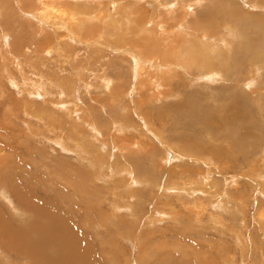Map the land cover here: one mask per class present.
I'll use <instances>...</instances> for the list:
<instances>
[{
	"label": "bare ground",
	"instance_id": "1",
	"mask_svg": "<svg viewBox=\"0 0 264 264\" xmlns=\"http://www.w3.org/2000/svg\"><path fill=\"white\" fill-rule=\"evenodd\" d=\"M60 1L0 0V56L3 58L0 59V73L9 82H15L27 94L25 98L30 99L32 93L43 96L41 98L47 97L48 100L56 98L54 103L49 101L57 107H66L65 103L71 99L69 105L75 108L82 100L79 88L84 86L88 89L90 83L82 76L76 82L67 80L66 75H63L66 60L60 63L55 59L58 63L54 62L52 68L46 65L53 57L61 59L64 54L66 59L76 60L94 53L91 60L94 62L90 69L89 66L87 68L90 75L94 72V78L98 81L95 88L105 98L98 99L89 95L92 102L90 108H83L76 117L79 119L75 118L74 111V117L72 112L71 115L68 114L67 117L70 116L72 121L69 120L70 124H66L67 126L59 124L61 126L58 128L48 122L47 118L38 119L36 116V119L43 120L49 127L53 126L51 132L55 129L53 133L58 136L48 138L50 142L68 155L76 154L80 163H86L94 170L95 179L92 182L101 180L115 185L112 193L109 190L103 195L116 194L112 204V217L128 212V215L136 217V212L140 211H137V206L132 207V202L139 205L138 199L142 201L141 196L148 189L152 190L153 194H150L156 199L157 192L170 195L185 209L189 207V203L195 204L196 207H189L187 213L190 216L197 214L195 216L201 218L208 212L223 216L226 221L233 220L234 225L241 220L245 227V214L250 208V202H256L259 205L255 216L256 226L259 230H264V203L256 196L258 193L264 201V183L261 182H264V140H260L263 141L261 143L255 140V130L259 128L262 131L256 124L257 116L263 120L264 126V78L263 81L260 80L264 70V0H150L155 4L153 10H140L137 8L138 1L142 3L143 0H132L136 6L129 10L121 7L117 9L116 2H111L104 15L99 10L101 6L97 7L99 4H95L93 8L92 4L96 0H71L75 3L73 8L68 4L62 6ZM83 2L88 3L84 8L91 6L95 12L92 16L89 10L92 15L80 20L79 10L83 9ZM169 3L172 6L168 7ZM197 7H202V10L196 12ZM120 14L122 18L116 22L115 19ZM21 16L32 18L34 23L29 22L24 28L20 27L24 25ZM171 20L175 21V25L171 24ZM93 22L97 26L92 25ZM86 24L90 25L87 27ZM115 25L117 26L114 28ZM108 29H119L118 34H129L128 38L121 40L117 33ZM81 45L84 47L80 48ZM91 45H95L97 49L89 51ZM84 52L86 54L82 55ZM112 54L126 56L128 61L127 66L131 72L127 71L126 76H121L122 82L129 74L133 77L129 96L136 95V115L127 114V110L121 108L125 105L123 99L127 89L126 92L120 89L128 85L116 84L115 78L107 75L109 60L114 56ZM33 57L38 64H29L28 61ZM37 58L40 59L39 62ZM45 66L43 73L50 85L39 72ZM57 76V81L51 82V78ZM73 76L74 74L72 78ZM75 83H79L77 90L74 89ZM218 83L220 85L215 86ZM193 87L195 90L191 92ZM173 98L176 99L174 102ZM94 102L97 105L96 113L93 111L96 108V105L93 107ZM65 109L68 111L67 107ZM156 110L158 114L155 115ZM164 111H167V118L172 121V137L164 132L170 121L163 119L166 118L162 115ZM134 116L138 118L139 125L133 120ZM156 122L160 128H157ZM244 123L255 124L253 134ZM174 139L175 149L165 147ZM250 139L253 141L248 142ZM155 141L164 145L163 155L157 153ZM3 149L6 150L5 147ZM1 152L0 150V169L5 164H1ZM173 157L180 159L185 169L175 172L168 170L166 166ZM145 160L148 162L145 163ZM224 161L225 165L231 163L238 169L243 165L250 168V176L256 180L253 184L259 187L256 189L249 184L254 194L246 193L237 199L233 197L232 189L236 193L240 190V182L233 176L236 186L234 183L232 189V185L223 180L225 185L220 184L218 179L224 178L223 174L230 168L221 165ZM141 169L145 176L138 173ZM105 170H108V174H104ZM153 173L156 174L155 178L151 176ZM161 175L167 177L164 183L159 179ZM2 196L7 198L0 185V197ZM145 203L147 200L140 206L146 205ZM169 205L170 203L162 201L155 204L149 224L154 225L174 213L166 208ZM1 206L0 204V237L4 239V247L11 251L8 256L15 257L8 264H18V256L29 264H90V260L84 259L83 250L79 246L82 242L74 239L69 232L73 229L62 222L64 214V217L60 215L58 218L54 213L43 209L34 208L30 213L29 209L11 207L19 219L24 217L22 221L26 222L30 216L28 226H23L20 230L9 220L3 219L6 214ZM222 220L221 217L219 222ZM221 224L226 226L227 222ZM242 225L238 229H243ZM227 229L226 226L225 230ZM238 232H234V237L242 244L244 241ZM75 236L77 237V233ZM143 254L142 260L145 257Z\"/></svg>",
	"mask_w": 264,
	"mask_h": 264
},
{
	"label": "rangeland",
	"instance_id": "2",
	"mask_svg": "<svg viewBox=\"0 0 264 264\" xmlns=\"http://www.w3.org/2000/svg\"><path fill=\"white\" fill-rule=\"evenodd\" d=\"M61 1V4L63 3L62 6H64V4H68L70 8L74 7L75 3L71 0ZM111 2H116L117 9L118 7H121L123 8V10H129L131 9L130 7L136 6L132 0H96V2L92 4V6L93 8H95V4H99L97 7L101 6L99 10H101V14L103 13L102 15H104ZM138 2L139 6L137 8H140V10H144L145 8L153 10V7H155V4L150 2V0H143L142 3L140 1ZM86 4L88 3L83 2L81 4V7H83V9L81 8V11L79 10L80 20L81 18L85 19V16L88 15L91 16L93 14L92 16H94L95 11L91 8V6L88 8H84V5ZM169 6L172 5L169 3L168 7ZM89 10L92 14L89 12ZM200 10H202V7H197L196 12H199ZM25 12L28 14L27 11ZM123 13L124 12L122 11L121 14L123 15ZM121 14L120 17H117V19H115L116 22L121 20ZM21 18L23 19L22 21L24 22V25H21L20 27L24 28L26 23L29 22L34 23L32 18L28 19L26 17V19L23 16H21ZM173 21L174 20H171V24L175 25V21ZM94 24L96 23L93 22L92 25ZM86 25L88 27V25L90 24ZM116 26L117 25H115L114 28ZM130 28L131 27H129L128 30H130ZM30 30H32V28H30ZM108 30L117 34L118 32L120 33L119 29ZM50 32L52 31L50 30ZM128 35L129 34H127L126 36H121L120 34H118L121 40L125 37L128 38ZM83 47L84 46L81 45L80 48ZM99 47L101 48L102 46ZM90 48L91 49H89V51L92 49L94 50L96 46L91 45ZM102 50L108 51L105 47H102ZM85 54L86 52L82 53V55ZM93 54L94 53H92L91 55L87 54V57L82 56L76 60L74 58L66 59V54H64V56L61 55V59L53 57V61L52 59H50L48 65H46L49 66V68H52L54 67V62L61 63L66 60V62L64 63L63 75H66V77L68 78L67 80L72 79L76 82L79 81L82 76L83 79L86 80V82L90 83L88 89H85L86 87L84 86L79 88V96L82 99L80 101L81 104L75 106L74 108V106L69 105L71 99H69L68 103H65L69 112L66 111V107L64 106L57 107L52 104L56 102V98H49L52 103H50L47 97L41 98L43 96L36 95L35 93L30 94V99L29 97L25 98V95L27 97V94L22 92L23 90L21 88L19 89L18 85H16L15 82H9L8 78L5 75L1 76L2 72L0 71V150L2 151L1 154L3 153L1 164L3 165V163L5 162L3 168L0 169V185L4 188V193L7 194V198L4 196L0 197V204L2 205L1 209L3 213L6 214L3 219L9 220L10 223L12 222L15 227L19 229L28 226V224L30 223V216L29 218L27 217L26 222L22 221V218L24 219V217L19 219V216L16 213L15 215L13 210L10 209L11 207L17 209L20 208L23 210L29 209L28 211L30 213L34 208L43 209L49 211L50 213H54V215L58 218L61 216L64 217L65 215L62 222L73 229L69 232L74 237V239L77 238V241L82 242L79 246L81 248V251L83 250L82 253L84 254V259L86 260L87 258V260H90V264H264V230L260 228V232L258 226H256L257 220L255 219V216L257 215L259 206L258 204H256V202L255 204L250 202V208H248L245 214V227L244 223L241 220H238V223L234 225L233 220L227 219L226 221L223 216H219L217 213V215H213L206 212L203 214V216H201V218L196 217L195 215L197 214L190 216L189 213H187L189 211V207L193 206L192 208H194V206L196 207L195 204L189 203V207L185 209L181 204L175 202V198L169 197L170 195L166 196L162 192L159 194L157 192L156 199L152 196V190L146 189L143 193V196H141L143 200L141 201L140 199H138L137 201V203L139 202V205L132 202V207L137 206V211H140L136 212V217L130 214L128 215L129 212L124 213L119 217H112V204L116 198V194L110 196L103 195H106L109 190L111 192L115 185L109 184L108 181L101 180H94L95 182H92L93 178L95 179L94 170L90 169L86 163H80L76 154L68 155L66 152H62L59 147L48 140V138L54 139V137L58 136V134L53 133L55 129H53L51 132V127L53 126L49 127L48 125H46V123H43V120L38 119L47 118L48 122H52L53 125L58 128L63 124L69 125V120L72 121V118H70V116L67 117L68 114L71 115L72 112L73 116L76 112V118L81 114L83 108L86 110L87 108H90V104H92V102L91 100H89V95H93L94 98L98 99L105 98L100 90H97V88H95L98 81L96 80V78H94V72H91V75L89 74V69L91 68L90 66H92L94 62L91 61L94 58ZM119 55L120 54L114 55L112 56V58H110V63L108 62V68L110 69H108L107 75L112 79L115 78L114 81L116 82V84L119 83L121 85H128L127 87H123L122 89H120L124 91L127 89V93L125 94V98L123 99L125 105L121 108H125V110H127V114L132 113V115H136V112H138V108L136 107V95H134L133 97L129 96L132 86L131 80L133 77H131V74H129V77L128 75L127 78L124 77V82H122L123 76H126L127 71L131 72V69L129 66H127L129 64H127L128 61H126L125 59L126 56H120L122 58L121 59ZM1 57L2 56H0V59ZM117 57L119 60H117ZM86 59L87 61L85 62L84 60ZM38 60L40 61L39 58H37V61ZM34 61H36V59L33 57L28 62L29 64H36L37 62ZM50 62L53 63L51 64ZM112 65H116V67L114 68V66ZM46 66L45 68L43 67V69L41 68V70L39 71L40 73H42V75H44L45 73ZM87 66H89V69L87 68ZM13 72L15 71H12V73ZM50 72L53 73L54 71ZM95 72L97 71L95 70ZM262 72L263 73L261 74L260 80L263 81L262 78H264V70ZM16 73H18V71ZM73 74L74 76L72 78ZM45 79L46 78L44 75V81L47 82ZM57 79L58 76L57 78H51V82L57 81ZM47 83L50 85V81ZM78 84L79 83L74 84L75 90H77L79 86ZM92 84L94 85V87ZM219 85L220 84L218 83L215 86ZM191 90V92H194L195 87H193ZM98 92H100L101 94ZM175 100V98L172 99L173 102ZM95 105L96 102L93 103V107H95ZM26 108L29 112L26 110ZM93 111L95 113L97 112V105L96 108L93 109ZM170 111L173 110L171 109ZM154 114H158V110H156ZM139 115L141 117L143 116L142 114ZM162 115H165L164 117H166L163 118L162 116L164 120L167 119L171 121V119L167 118L169 116L167 111H164ZM36 116L38 119H36ZM50 119L54 121H51ZM64 119L66 121H64ZM256 119V124L262 129L264 133V128H262L264 127L263 120L258 116ZM133 120L136 121V124H140L138 118H136L135 116ZM38 121H41L42 123ZM170 121L166 124V128L164 130L167 136L172 135V121ZM173 122L175 124V121ZM144 124L146 123L144 122ZM253 125L244 123V126L247 129H250L252 134L254 130ZM31 127L33 128L31 129ZM158 127L160 128L161 126L158 125L157 128ZM142 128H144V125L142 126ZM259 130V128L258 130H255V140L261 143L263 141L260 140H264V134ZM50 133H52V135ZM41 134H43L45 138ZM257 134L259 137L257 136ZM40 137L42 138V140H40ZM158 140L161 141L160 138H158ZM252 141L253 139H250L248 142ZM148 142L150 141L148 140ZM155 142L157 143L156 145L158 147V149L156 150L157 153L163 155V153H165L164 145H159L157 141ZM2 146L3 148L5 147L6 150L3 149ZM165 147H167L168 149H175V139L172 143H169ZM158 159H160V157ZM144 162L146 163L148 162V160H145ZM171 162L166 166L168 170L172 169L175 172V170L181 171L185 169L180 159L173 157L171 159ZM225 163L226 161L222 162L221 165H224L226 167L229 166L230 168H228V170L223 174L224 178H219L218 180L221 182L220 184L225 185V183H229L228 185H232V189L235 183V180H233L232 178H238L240 182L238 187H240V190L236 193V190L232 189L233 197L237 199L238 197L240 198L241 196H245L246 193L247 195H249L250 193L252 194V187H255L256 189L259 188L258 185L255 186L253 184L256 180H253L251 178L250 168H248V166L243 165L241 169H238L233 167L231 163H228V165H225ZM175 166H178L179 168L177 167V169H175ZM106 172H108V170H105L104 174H108ZM138 173L144 176L146 175L143 169L139 170ZM235 175L239 176L236 177ZM12 176L14 177L12 178ZM151 176L155 178L156 174L153 173L151 174ZM165 176L166 175H161L159 178L160 181L162 180V183L167 180V177ZM15 179L17 180L16 182ZM261 182L264 183L263 180ZM256 183H258V181ZM249 184L254 186L249 187L251 186ZM244 189H246V192ZM254 193L255 192H253V194ZM256 194L258 200L264 203L263 198L261 196H258V193ZM151 198H153V200H151ZM145 200H147V203H145L146 205L142 206L144 207L142 211V207L140 205L141 203L143 204ZM160 201H162V203H170V205L166 208H169L170 212L174 213H171L169 217L163 218L154 225H150L148 220L153 214L155 204L157 205ZM247 207H249V204L247 205ZM171 208H174V210H171ZM4 214H2V216ZM8 217L11 219H8ZM221 217L223 218L221 223L227 222V230H225L226 226H223L219 222L221 220ZM194 219H196L197 221ZM237 219L238 217L236 218V220ZM241 225L243 226V229H238L239 226L241 227ZM231 229H233V232L231 231ZM236 231H239L240 233L238 232V234L242 235L244 241L242 244H240L237 238L234 237V232ZM74 233H77V237ZM0 239V264H8V262L11 263V261L15 257L13 255H9L10 257L8 256V252L10 253L11 251H8L4 247V239H2L1 237ZM142 254L145 255L143 260L141 259ZM16 261L18 264H29L28 261H23V259L19 256L17 257Z\"/></svg>",
	"mask_w": 264,
	"mask_h": 264
}]
</instances>
